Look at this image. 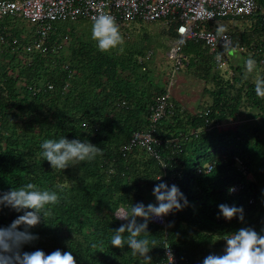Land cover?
<instances>
[{
	"label": "trees",
	"instance_id": "obj_1",
	"mask_svg": "<svg viewBox=\"0 0 264 264\" xmlns=\"http://www.w3.org/2000/svg\"><path fill=\"white\" fill-rule=\"evenodd\" d=\"M254 23L251 34L239 36L240 43L264 49L261 22ZM61 24H54L49 42L60 44L64 36L68 42L56 53L9 56L10 62L17 59L22 65L15 75L9 74L7 65H0V194L29 182L58 194L59 203L51 217L41 213L36 225L17 226L33 236L23 251L42 249L47 254L59 248L71 251L77 264H156L161 259L164 233L147 217L135 220L137 225L147 220L138 238L146 235L157 241L148 253L133 255L130 244L110 243L122 225L126 238L133 220L129 215L125 222L118 221V208L156 198L153 187L159 181L153 177L161 174L157 162L139 149L122 151L135 133L147 131L153 100L165 93L161 83L146 81L153 53L139 46L109 54L90 38L85 41L76 36L75 27ZM173 28L167 29L172 44L176 38ZM119 29H126L124 37L128 39L127 26ZM11 32L20 34L13 28ZM146 37L144 33L141 39L148 41ZM183 53L190 56L188 66L202 68L203 76L214 84L208 90L212 99L209 108L192 117L189 126L204 128L207 122L211 128L182 142L181 130L186 125L178 123L172 99L173 114L166 113L156 126L162 140L176 139L182 148L181 179L168 173L162 180L177 184L188 200L182 209H173L168 242L176 250L177 264H202L208 255L225 253L228 234L251 227L264 235V58L254 55L255 67L260 69L257 80H251V72L247 75L241 63L232 61L233 75L223 80L218 71L210 73V61L198 45L188 44ZM236 121L235 129L213 127ZM60 136L88 142L100 151L91 160L74 159L65 168L55 169L40 156V143ZM158 151L164 157L167 149ZM207 162L214 163L213 170L198 174L196 168ZM232 185L242 186V194L227 195ZM221 203L243 205L244 219L224 217L218 207ZM25 211L4 207L0 228L9 227ZM222 218L226 219L219 220ZM149 255L151 260H145Z\"/></svg>",
	"mask_w": 264,
	"mask_h": 264
},
{
	"label": "built area",
	"instance_id": "obj_2",
	"mask_svg": "<svg viewBox=\"0 0 264 264\" xmlns=\"http://www.w3.org/2000/svg\"><path fill=\"white\" fill-rule=\"evenodd\" d=\"M100 14L112 15L120 27L135 22L164 21L169 26L172 25L178 39L168 49L166 56L173 61L175 70L185 67L183 49L190 43L198 45L218 67L227 69L228 51L234 48L232 36L226 30L210 27L220 21L259 20L263 32L261 40L264 42V0H0V57L4 54L30 57L48 51L56 53L67 44L68 38L64 36L60 44L49 42L55 23L77 21L94 23L95 17ZM7 20L26 21L32 26L31 35L21 33L12 35V27L5 24ZM244 49L240 46L237 51L244 52ZM231 71L229 73L233 75V70ZM172 106L169 92L157 95L150 107L148 116L150 124L147 131L135 133L122 147L124 153L139 149L154 159L160 167L161 179L168 173L178 174L182 169L178 141L162 140L157 135L156 123L163 119L166 113L170 116L173 114ZM210 128L206 123L203 130L208 131ZM201 130H193L189 135L196 136ZM161 147L167 149L164 157H161L158 151ZM234 160L238 162L237 158ZM213 167V163H207L203 172L209 173ZM171 217L173 210L159 217L155 214L147 217L150 223L161 228L164 233L163 259L156 264L178 262L175 249L168 242L167 228Z\"/></svg>",
	"mask_w": 264,
	"mask_h": 264
},
{
	"label": "clouds",
	"instance_id": "obj_3",
	"mask_svg": "<svg viewBox=\"0 0 264 264\" xmlns=\"http://www.w3.org/2000/svg\"><path fill=\"white\" fill-rule=\"evenodd\" d=\"M93 34L99 38L98 46L102 50L107 49L110 45L115 44L121 39L119 26L115 18L110 14H100L95 17ZM253 63V60L250 58L246 60V66H251ZM198 129H202L200 132L204 131V128H194L193 130ZM197 135L193 137L196 138ZM182 137L187 138L182 140V142L186 143L192 136L188 133L182 135ZM40 148L42 149L40 156L50 161L55 169L65 168L67 162H71L74 159L91 160L100 151V149L88 142H81L79 140L70 141L63 136L42 140ZM163 163L162 161L161 164ZM207 163L196 168L198 174H208L203 172ZM181 167L182 169H179L180 173L176 175L178 180L182 177V163ZM198 170H202V172L199 173ZM243 174L245 175V172ZM153 179L159 181L153 187V193L156 197L154 200H146L144 204L138 203L134 206L130 205V207H120L115 211V218L118 221L125 222L129 215L133 217V220L132 224L127 226L129 235L126 238L122 235L126 230L125 226L122 225L115 234H112L110 243L116 246H122L125 242L130 244L133 249V255H136L137 251L140 254L148 253L150 245L157 243L155 239L150 240L146 235L143 238H138L145 231L148 218L144 223L137 225L135 217H149L152 214L159 217L168 214L173 209L180 210L188 204L187 197L177 184L168 185L167 182L161 179L160 173L156 177H153ZM243 190L242 186L232 185L228 187L226 194L235 197L242 194ZM191 191L194 190L192 189ZM58 203L59 198L55 191L50 189L41 190L31 182L14 187L12 190L0 194V211L4 207H10L16 211H20L21 209L26 210L9 227L0 228V264H77L71 251H62L59 248L47 254L42 249H36L31 252L23 251V245L33 239V236L26 230H19L17 226L21 224L36 225L41 221V213L46 217H51L53 215V207ZM248 203H251V200ZM146 204L148 205L145 206ZM46 205H51L52 207L46 208ZM218 207L226 218H232L236 215L239 219H244L243 205L221 203ZM226 218L219 220H225ZM225 239L227 242L225 253L219 256L208 255L202 264H264V235L248 227L241 228L235 233L226 235ZM92 247H96L95 243L92 244ZM162 259L163 253L161 247L160 261ZM145 260H151V256H145Z\"/></svg>",
	"mask_w": 264,
	"mask_h": 264
},
{
	"label": "rangeland",
	"instance_id": "obj_4",
	"mask_svg": "<svg viewBox=\"0 0 264 264\" xmlns=\"http://www.w3.org/2000/svg\"><path fill=\"white\" fill-rule=\"evenodd\" d=\"M231 23L234 24L230 28H232L233 33H234L235 46H236V48H239L241 46L239 36L241 34H243L244 32L251 34V32L255 28L254 27L255 23L251 20L235 21V22H231ZM8 24L13 28V30H16V33L20 32L21 34L27 35V36H30L32 33V26L29 23H27L26 21L15 20L13 22L9 21ZM61 25H63L64 27H68V28L75 27L76 30L74 32L76 33V36H82L83 40H85V41H87V39L90 38L92 40L91 42H94L95 46L100 48L98 46L99 38L93 34V23H89L86 21H77V22L62 23ZM127 28H128V33H129L128 39L126 37H124L125 36L124 32L126 29H124V30L119 29L120 33H121V39L118 40L115 44L110 45L107 49H103V50L104 51L106 50L107 53H109V54H111V53L116 54V53H121V50H123V51L129 50L131 47H133V48H137L139 46L140 47L141 46L148 47L147 49H150L153 53V56H151L150 63L148 66V69L151 70V71H149L150 72L149 75L154 77V75L157 74L158 78L156 80H158V82H159L161 79L162 82H159V83H161V85H163V80L169 81L168 80L169 74L172 73V67H173V62L166 61V58H165V52L167 51L168 47L172 44V41L170 40L169 36L167 35V29L169 28V25L166 22L161 21V22H154L151 24H145V23L131 24V25L127 26ZM218 29L220 30L221 27H219ZM144 33L147 34L148 38L147 37L146 38L148 39V41H143L141 39V36ZM72 37H73V35H72ZM140 40H142V41H140ZM244 47L246 48V50L244 52L245 55L243 57H240V56L238 57L237 64L241 63L240 65H243V68H245L247 75H249V72H251L250 73L252 76L251 80L255 81L258 79V74L260 72V69L258 70L255 67L254 63L256 60H255L254 55L258 54L257 56H260V58L263 59L264 58V53H263L264 49L260 48V47H256L258 49H252V48H254L253 44L251 45V47L246 46V45H244ZM259 50H261V51H259ZM229 55L231 58H235L233 55V52H231ZM231 58H230V61H231ZM249 58L252 59L254 63L251 66H246V60H248ZM46 59H48V58H46ZM49 61H51V59H49ZM49 61H47V66L50 65ZM0 65H7V67H8L7 70L9 72V74L12 73L14 75L17 74L19 68H22V65L20 63H18L17 59L10 62L8 54H5L4 56L0 57ZM17 65H19V66L17 67ZM51 65H54V63H52ZM209 65H210V63H209ZM230 65H231V63H230ZM181 70H185L188 73L191 71H193V73H197V71H198L195 69V67H193V68L181 67ZM214 70H216V71L220 70L219 74L224 78L223 80H225V79L229 80L230 77L232 76V75H230L232 73H229V72H232L229 64H228L227 69L222 68L219 70L213 68V66H212V71H214ZM213 74L214 73H212V75ZM163 77H165V78L163 79ZM208 80H211V78L209 77ZM212 86L213 85H212L211 81H208L207 83H205V81H201V82L198 81V84L195 87V92L198 93L197 95L202 96V94H204L203 92L205 91V89L208 87L211 88ZM209 96H211V94H209V93H208V95H205L204 100L205 101L209 100ZM203 107L204 106H202L201 108H203ZM228 123L223 124L221 131L228 130L229 128L235 129L236 126H238L237 121L236 122H228ZM220 129H221V127H220ZM248 179H251V176H248ZM155 202L157 203V201H155Z\"/></svg>",
	"mask_w": 264,
	"mask_h": 264
},
{
	"label": "crops",
	"instance_id": "obj_5",
	"mask_svg": "<svg viewBox=\"0 0 264 264\" xmlns=\"http://www.w3.org/2000/svg\"><path fill=\"white\" fill-rule=\"evenodd\" d=\"M235 21L236 20L228 19V20L220 21V22L210 26L212 28L214 27V28H217V29L219 27H221L220 30H223V31L226 30L232 36L234 48L232 50L228 51V56H229L228 64H229V66H230L229 62H231V61L236 65V63H237L236 59H238L239 56L243 57L245 55L244 52L246 50V48L243 45V47L245 48L244 52H239V51H237L238 48H236V46H235L234 33H233L232 28H230L232 25H234L231 22H235ZM177 39L178 38H177V35H176L174 43L176 42ZM173 44H171V45H173ZM240 45L242 46V44H240ZM249 46H251V45H249ZM231 52H233V55H234L235 58H231L230 57L229 54ZM204 53L205 52L203 51V54ZM184 55H185V63H184L185 68H192L191 65L188 66V64L190 62V60H189L190 56L187 55V54H184ZM205 55L208 58V60L210 61V65L209 64L208 65L211 68V70H210L211 74L216 71V70L212 71V66H213V68H215L217 70L222 69V68L218 67V65L213 61V59L211 57H209L206 53L204 54V56ZM165 56H166V52H165ZM230 58H231V61H230ZM166 61H169L167 56H166ZM196 70H198L197 73H193V71L188 73L185 70H181V69L175 70L174 67H172V73L169 74V78H168L169 81L163 80V85H164L163 87H165V92H169L170 93V97L172 98L173 103H175L174 106L176 105V107H175L176 108V113L179 116V119L177 120L178 123L186 125L181 130L182 134H188V133L193 131L194 128H191L189 126L191 118L194 117V116H199L201 113L206 111L209 108V106H210V104L212 102V99L210 98V96H209V100H207V101L204 100V96L208 95V93H209L208 90H211L213 86L211 88L208 87L209 89L206 88L205 91L203 92L204 94H202V96L197 95L198 93L195 92V87L197 86L198 81L199 82L205 81V83H207L208 81L212 82V80H206L207 78H205V76H203L202 68L196 67ZM157 78H158L157 74H155L154 77L151 76V75H148L146 81L152 80L156 85L157 84L160 85L159 82H162V80L160 79V81L158 82V80H156ZM164 78L165 77H163V79ZM212 85H214L213 82H212ZM202 106H204V107L201 108ZM220 127H221V129H220ZM222 127H223V124H219V125H216L215 128L218 129L219 131H221Z\"/></svg>",
	"mask_w": 264,
	"mask_h": 264
}]
</instances>
